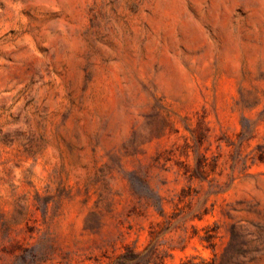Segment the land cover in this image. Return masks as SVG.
<instances>
[{
    "label": "rangeland",
    "instance_id": "obj_1",
    "mask_svg": "<svg viewBox=\"0 0 264 264\" xmlns=\"http://www.w3.org/2000/svg\"><path fill=\"white\" fill-rule=\"evenodd\" d=\"M264 264V0H0V264Z\"/></svg>",
    "mask_w": 264,
    "mask_h": 264
},
{
    "label": "trees",
    "instance_id": "obj_2",
    "mask_svg": "<svg viewBox=\"0 0 264 264\" xmlns=\"http://www.w3.org/2000/svg\"><path fill=\"white\" fill-rule=\"evenodd\" d=\"M122 259V263L120 264H140L139 263V257L136 254L131 255L128 258H121Z\"/></svg>",
    "mask_w": 264,
    "mask_h": 264
}]
</instances>
